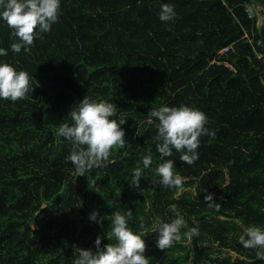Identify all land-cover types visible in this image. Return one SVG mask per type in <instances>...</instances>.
Wrapping results in <instances>:
<instances>
[{
    "label": "trees",
    "instance_id": "obj_1",
    "mask_svg": "<svg viewBox=\"0 0 264 264\" xmlns=\"http://www.w3.org/2000/svg\"><path fill=\"white\" fill-rule=\"evenodd\" d=\"M163 4L174 20L159 19ZM263 23L264 0H60L51 31L37 29L30 51L13 53L19 40L0 18V64L26 71L33 86L25 100L0 99V264H72L73 246L95 251L97 236L101 247L115 243L113 214L129 209L132 231L142 219L149 229L150 264H264L239 239L253 225L264 230ZM85 96L116 105L126 143L106 167L77 177L72 143L56 133ZM162 106L200 110L216 133L200 138L191 165L175 150L164 158L181 189L164 188L155 172L164 159L148 112ZM148 154L140 187L130 186ZM97 210L102 224L89 219ZM177 215L182 239L162 251L154 222ZM196 226L199 236H183Z\"/></svg>",
    "mask_w": 264,
    "mask_h": 264
},
{
    "label": "clouds",
    "instance_id": "obj_2",
    "mask_svg": "<svg viewBox=\"0 0 264 264\" xmlns=\"http://www.w3.org/2000/svg\"><path fill=\"white\" fill-rule=\"evenodd\" d=\"M60 14V0H0V18L12 30V36L18 38L19 42L11 44L13 53H20L21 49L29 52L34 40L39 33L51 31L52 25L58 22ZM174 6L170 4L161 5L159 19L162 22L172 21L176 18ZM43 39V35H40ZM7 50L0 48V56H6ZM33 91L31 78L26 71H17L13 66L0 64V99L17 102L29 98ZM117 114L114 103L107 101L93 102L85 96L76 109H71L68 116L73 122L60 123L57 135L72 143V151L68 159L74 165L77 177L86 176L94 168L106 167L112 151L125 146V131L121 125L126 120L117 121L113 117ZM149 123L151 118L158 120V131L153 137L156 149L161 156L171 157L173 151L181 153L179 159L183 163L193 164L199 159L198 148L200 138L209 136L215 139V131H210L206 125L209 123L204 112L189 106L169 107L162 106L153 108L148 112ZM143 167L137 165L132 172L130 186L140 187V181L144 176L145 169L152 164L151 154L142 158ZM175 163L172 159H164L155 169L161 178L160 184L164 188L181 189L183 187L182 177L175 172ZM89 181V177H88ZM88 187L92 185L88 182ZM209 207L219 208L214 201L213 194L204 197ZM176 212V205L171 206ZM99 217V212L93 211L89 219L98 223L103 222L106 217ZM132 219V210L124 214L117 211L111 220V233L107 238L115 239V243H109L101 247L100 236L95 240V251L92 249H81L73 246L72 264H150V259L145 255L147 245L143 237L149 229L142 219L139 224V234L134 233L129 227ZM159 236L156 247L165 251L179 243L182 239L181 229L186 227L182 217L177 215L170 223L156 220L153 225ZM199 227H192L183 233L184 237L191 238L199 236ZM246 236H240V243L244 248L256 250V257L264 260V230L255 225L246 229Z\"/></svg>",
    "mask_w": 264,
    "mask_h": 264
},
{
    "label": "built area",
    "instance_id": "obj_3",
    "mask_svg": "<svg viewBox=\"0 0 264 264\" xmlns=\"http://www.w3.org/2000/svg\"><path fill=\"white\" fill-rule=\"evenodd\" d=\"M251 8H252V7L250 6L249 15H250V16H253V10H252ZM229 49H230V47H226V48L222 49V50L220 51V53H225V52H227Z\"/></svg>",
    "mask_w": 264,
    "mask_h": 264
},
{
    "label": "rangeland",
    "instance_id": "obj_4",
    "mask_svg": "<svg viewBox=\"0 0 264 264\" xmlns=\"http://www.w3.org/2000/svg\"><path fill=\"white\" fill-rule=\"evenodd\" d=\"M248 7V10H250V6L249 5H246Z\"/></svg>",
    "mask_w": 264,
    "mask_h": 264
},
{
    "label": "water",
    "instance_id": "obj_5",
    "mask_svg": "<svg viewBox=\"0 0 264 264\" xmlns=\"http://www.w3.org/2000/svg\"><path fill=\"white\" fill-rule=\"evenodd\" d=\"M264 24V23H263Z\"/></svg>",
    "mask_w": 264,
    "mask_h": 264
}]
</instances>
